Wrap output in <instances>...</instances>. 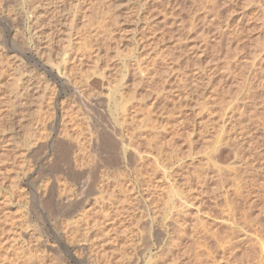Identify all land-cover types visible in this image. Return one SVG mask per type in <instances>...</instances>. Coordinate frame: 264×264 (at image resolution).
I'll return each mask as SVG.
<instances>
[{
  "label": "rangeland",
  "instance_id": "1",
  "mask_svg": "<svg viewBox=\"0 0 264 264\" xmlns=\"http://www.w3.org/2000/svg\"><path fill=\"white\" fill-rule=\"evenodd\" d=\"M0 264H264V0H0Z\"/></svg>",
  "mask_w": 264,
  "mask_h": 264
},
{
  "label": "bare ground",
  "instance_id": "2",
  "mask_svg": "<svg viewBox=\"0 0 264 264\" xmlns=\"http://www.w3.org/2000/svg\"><path fill=\"white\" fill-rule=\"evenodd\" d=\"M36 21H38V20H36ZM36 23H37V22H36ZM43 46H44V45H43ZM44 48H45V47H44ZM39 49H40V48H39ZM40 50H41V49H40ZM42 50H43V48H42ZM42 50H41V52H42ZM43 51H44V50H43ZM47 57H48V55H47ZM225 68H226V67H225ZM170 73H171V72H170ZM81 93H82V92H81ZM81 93H79V98H78V101H79L80 103L83 102L82 100H85V99H84L85 96H84L83 94H81ZM20 95H21V94H20ZM83 96H84V97H83ZM76 97H77V96H76ZM12 99H13V98H12ZM75 103H76V101H75ZM18 104H19V103H18ZM20 104H21V103H20ZM21 105H22V104H21ZM77 105H78V104H77ZM82 105H83V104H82ZM90 105H91V104H90ZM90 105H89V106H90ZM23 106H24V105H23ZM72 106H73V107L75 106L74 108H76V105H75V104H73ZM85 106H86V104H85ZM87 106H88V105H87ZM89 106H88L87 109L91 108V107H89ZM91 106H92V105H91ZM77 107H78V106H77ZM79 107H80V105H79ZM79 107H78V109L80 110ZM81 108H82V106H81ZM83 108H84V106H83ZM87 109L85 108L84 110H87ZM21 110H22V109H21ZM79 110H78V111H79ZM89 110H91V109H89ZM254 110H255V109H254ZM81 111H82V110H81ZM81 111H80V112H81ZM89 112H90V114H91L92 110L89 111ZM89 112H87V113H89ZM255 112H256V111H255ZM83 114H84V111H83ZM92 114H93V112H92ZM81 115H82V114H81ZM86 119H87V118H86ZM82 120H83L84 123H86V121H85L83 115H82ZM88 121H89V120H88ZM89 126H90V125H89ZM114 128H115V127H114ZM101 129H103V128L101 127ZM115 129H116V128H115ZM98 130H99V129H98ZM116 131H117V130H116ZM111 132H112V131H111ZM103 133H104V132H103ZM113 133H114V131H113ZM104 134H105V133H104ZM114 134H117V132H115ZM65 137H66V136H65ZM65 139H66V138H65ZM69 139H70V138H69ZM104 139H105V138H104ZM100 141H101V140H100ZM104 141H106V140H104ZM104 141H103V142H104ZM75 142H76V141H75ZM101 142H102V141H101ZM101 142H100V143H101ZM107 142L109 143V141H107ZM78 143H79V142H78ZM82 143H83V142H82ZM96 143H97V144H96ZM96 143H95V146H96L95 148H96V149H99V150H100V149H102V147H106V146L108 147L107 143H105V144H106L105 146H103L104 144L101 145L102 143L100 144V143H98L97 141H96ZM39 144H40V143H39ZM59 144H60V143H59ZM79 144H80V143H79ZM118 144H119V145L121 144V140H120L119 138H118ZM60 145L62 146V144H60ZM63 145H64L65 147L63 148V146H62L61 149H63V150L65 149L66 152H67V154H68V156H69L73 151H75L74 149L76 148V146H77L78 144H77V143H76V144H73V143L70 142V144H68V145H67V143H66V145H65V143H63ZM82 147L84 148V143H83ZM122 147H123V146H122ZM64 152H65V151H64ZM75 152H76V151H75ZM129 152H130V151H129ZM131 152H132V150H131ZM100 153H103V152L100 151ZM100 153H99V155H100ZM104 153H105V152H104ZM107 153H108V152H107ZM138 153H139L138 151H135V150H134L131 154H132V155H137ZM227 153H228V152H227ZM227 153H226V154H227ZM72 154H73V153H72ZM74 154H75V153H74ZM78 154H79V153H78ZM220 154H221V153H220ZM76 155H77V154H76ZM222 155H223V154H222ZM78 156H79V155H78ZM83 156H84V155H83ZM102 156H103V154H102ZM76 157H77V156H76ZM76 157H75V158H76ZM100 157H101V155H100ZM219 157L222 158V157H224V156H219ZM225 157H226V156H225ZM225 157H224V158H225ZM75 158H74V160H76ZM107 158H108V157H107ZM224 158H223V159H224ZM72 159H73V158H72ZM80 159H81V158H80ZM223 159H222V162H224ZM225 159H226V158H225ZM227 159H228V158H227ZM104 160H105V159H104ZM108 160H109V159H108ZM77 161H78V160H77ZM81 162H82V161H81ZM104 162H108V161L105 160ZM225 162H226V160H225ZM99 164H100V163H99V159H98V160L95 161L94 167H92V168H94V170H96V168L98 167ZM54 165H55V164H54ZM58 166H59V165H58ZM91 166H93V165H91ZM99 166H100V165H99ZM94 170H93V172H94ZM91 174H92V171H89L87 174H85V175L83 174V176H84L83 178L86 180L87 178H89V176H91ZM77 175H78V174H77ZM79 175H80V174H79ZM81 177H82V176H81ZM88 180H89V179H88ZM87 182H88V181H87ZM88 184H89V183H88ZM66 197H67V196H66ZM66 200H67V199H66ZM63 201H64V200H63Z\"/></svg>",
  "mask_w": 264,
  "mask_h": 264
}]
</instances>
